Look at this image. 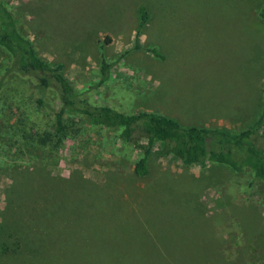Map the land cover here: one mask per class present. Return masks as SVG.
Listing matches in <instances>:
<instances>
[{"label": "rangeland", "instance_id": "1", "mask_svg": "<svg viewBox=\"0 0 264 264\" xmlns=\"http://www.w3.org/2000/svg\"><path fill=\"white\" fill-rule=\"evenodd\" d=\"M1 1L92 105L232 132L264 112V0ZM142 8L149 20L141 27ZM103 60L114 64L105 81ZM13 66L0 47V77ZM43 99L38 127L0 122V264H68L57 251H69L61 242L70 230L130 218L181 231L208 264H264V181L252 170L185 165L171 143L155 142L149 173L138 176L146 136L126 141L122 129L70 114L66 137H57L59 95L49 89ZM254 140L264 150V128Z\"/></svg>", "mask_w": 264, "mask_h": 264}, {"label": "trees", "instance_id": "2", "mask_svg": "<svg viewBox=\"0 0 264 264\" xmlns=\"http://www.w3.org/2000/svg\"><path fill=\"white\" fill-rule=\"evenodd\" d=\"M141 16L142 27L149 20L146 8L141 9ZM260 17L264 18V11ZM139 35L137 33L134 47L137 50L142 48ZM0 47L14 58L13 68L0 77V122L17 119L38 127L40 113L45 110L44 93L54 89L61 104L52 126V133L57 137H66L65 121L70 114L83 117L90 125L122 129L121 138L126 141L136 133L147 137L148 147L135 166L138 176L145 177L149 173L148 160L153 144L169 142L172 144V155L185 165L207 166L215 163L237 173L249 169L264 181V150L254 140L255 135L264 128V112L248 130L232 132L224 127L183 126L159 112L125 114L110 106L92 105L76 92L62 66H55L40 57L34 42L22 34L13 13L1 0ZM147 51L157 58H163L156 48ZM112 67L114 64L103 60V81L108 79ZM33 82L36 88L32 90ZM70 233V237L61 242L69 246V251H57L58 255L61 253L71 258L68 264L209 262L197 242L189 243L184 233L154 219L130 218L119 222L118 226L104 221L99 225L93 222L84 228L72 229Z\"/></svg>", "mask_w": 264, "mask_h": 264}]
</instances>
